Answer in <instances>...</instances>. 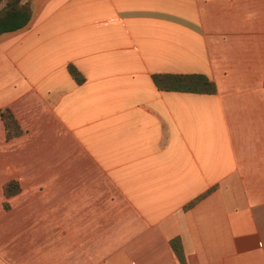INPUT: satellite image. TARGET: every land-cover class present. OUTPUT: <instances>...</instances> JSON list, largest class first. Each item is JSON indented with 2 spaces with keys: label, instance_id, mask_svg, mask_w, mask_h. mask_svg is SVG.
<instances>
[{
  "label": "crops",
  "instance_id": "obj_1",
  "mask_svg": "<svg viewBox=\"0 0 264 264\" xmlns=\"http://www.w3.org/2000/svg\"><path fill=\"white\" fill-rule=\"evenodd\" d=\"M27 1L0 35V264H180L176 237L264 264V0Z\"/></svg>",
  "mask_w": 264,
  "mask_h": 264
},
{
  "label": "trees",
  "instance_id": "obj_2",
  "mask_svg": "<svg viewBox=\"0 0 264 264\" xmlns=\"http://www.w3.org/2000/svg\"><path fill=\"white\" fill-rule=\"evenodd\" d=\"M31 17L32 9L30 1L0 0V35L23 29L28 25ZM68 69L77 84L85 82V77L75 66L69 65ZM153 81L157 88L162 91L209 95L217 93L215 83L204 74H155L153 75ZM2 117L6 126L8 139L19 135L21 130L13 114L7 110L2 113ZM16 191V185L13 182L6 186L5 193L7 196L14 194ZM211 191L191 202L187 208L193 207ZM170 245L179 263L186 264L181 239L179 237L173 238L170 241Z\"/></svg>",
  "mask_w": 264,
  "mask_h": 264
}]
</instances>
